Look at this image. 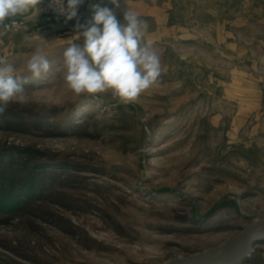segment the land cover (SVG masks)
Wrapping results in <instances>:
<instances>
[{"label":"rangeland","instance_id":"1","mask_svg":"<svg viewBox=\"0 0 264 264\" xmlns=\"http://www.w3.org/2000/svg\"><path fill=\"white\" fill-rule=\"evenodd\" d=\"M173 3L169 30L144 38L161 75L127 104L67 88L63 52L80 42L76 22L41 13L0 25V58L29 97L6 112L86 118L66 135L0 127L1 146H32L69 165L30 212L0 217V264H165L264 222V0ZM37 47L51 65L40 79L26 66ZM254 251L264 260V243Z\"/></svg>","mask_w":264,"mask_h":264},{"label":"clouds","instance_id":"2","mask_svg":"<svg viewBox=\"0 0 264 264\" xmlns=\"http://www.w3.org/2000/svg\"><path fill=\"white\" fill-rule=\"evenodd\" d=\"M85 0H47L48 7L67 24L75 20L74 32L79 43L73 42L63 52L64 80L74 95L110 93L119 102L135 101L145 90L157 83L161 57L150 43H145L149 25L127 7L123 22L117 19L121 0L90 6V18L80 22L79 9ZM44 0H0V25L5 20L34 11ZM32 76L40 79L50 70V61L39 47L27 61ZM16 68L0 58V116L12 103H26L27 90L15 75Z\"/></svg>","mask_w":264,"mask_h":264},{"label":"trees","instance_id":"3","mask_svg":"<svg viewBox=\"0 0 264 264\" xmlns=\"http://www.w3.org/2000/svg\"><path fill=\"white\" fill-rule=\"evenodd\" d=\"M74 118L63 123L51 120L46 114L5 112L0 116V127L15 131L36 128L45 131L46 135L52 130L64 135L80 133L86 118L82 114H76ZM122 119L126 121L127 117ZM141 136L144 137L145 133ZM67 166L68 163L56 161L49 153L32 146L0 145V217L5 219L4 222L30 212L38 201L47 199L58 185L65 182L55 169ZM70 167L78 165L71 164ZM242 264H264V260L254 251Z\"/></svg>","mask_w":264,"mask_h":264},{"label":"water","instance_id":"4","mask_svg":"<svg viewBox=\"0 0 264 264\" xmlns=\"http://www.w3.org/2000/svg\"><path fill=\"white\" fill-rule=\"evenodd\" d=\"M263 241L264 222L256 220L245 224L239 234L213 249L165 264H242L254 252L256 244Z\"/></svg>","mask_w":264,"mask_h":264},{"label":"crops","instance_id":"5","mask_svg":"<svg viewBox=\"0 0 264 264\" xmlns=\"http://www.w3.org/2000/svg\"><path fill=\"white\" fill-rule=\"evenodd\" d=\"M173 5V0H121V7L117 10V19L123 17V12L127 7L138 13L144 20L150 21L152 26L148 28V32L151 37H155L157 34H165L169 30ZM107 6L112 7L110 4ZM25 14L37 15L34 11Z\"/></svg>","mask_w":264,"mask_h":264},{"label":"built area","instance_id":"6","mask_svg":"<svg viewBox=\"0 0 264 264\" xmlns=\"http://www.w3.org/2000/svg\"><path fill=\"white\" fill-rule=\"evenodd\" d=\"M95 3L106 4L107 0H85L84 4L79 9V17L80 21L84 19L90 13V6ZM38 8L41 10V13L46 15V19L50 22L54 23H62L64 22L62 17H59L51 8L48 7L47 0H44V3L38 5ZM73 22H76L73 20ZM5 25H3L6 29L14 28L19 24L18 20H5Z\"/></svg>","mask_w":264,"mask_h":264}]
</instances>
